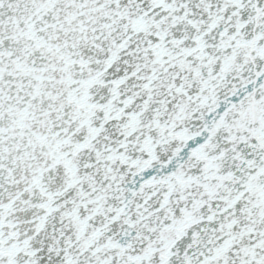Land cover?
I'll use <instances>...</instances> for the list:
<instances>
[{"label": "snow or ice", "instance_id": "snow-or-ice-1", "mask_svg": "<svg viewBox=\"0 0 264 264\" xmlns=\"http://www.w3.org/2000/svg\"><path fill=\"white\" fill-rule=\"evenodd\" d=\"M0 264H264V0H0Z\"/></svg>", "mask_w": 264, "mask_h": 264}]
</instances>
